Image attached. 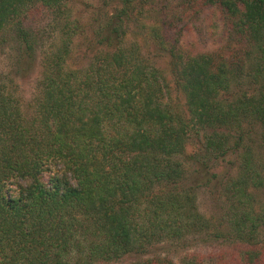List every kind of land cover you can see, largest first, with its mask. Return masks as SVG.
Instances as JSON below:
<instances>
[{
    "label": "trees",
    "instance_id": "1",
    "mask_svg": "<svg viewBox=\"0 0 264 264\" xmlns=\"http://www.w3.org/2000/svg\"><path fill=\"white\" fill-rule=\"evenodd\" d=\"M66 1L0 0V47L15 45L17 71L36 62L39 38L27 27L36 5L66 20L58 49L42 55L41 80L26 109L13 81L0 79V264H110L129 255L140 256L129 264H153L158 257L143 256L149 246L211 227L178 186L190 129L167 102L172 90L163 70L139 43L125 44L133 1L122 0L93 28L92 55L77 69L67 67L77 27ZM202 1L236 20L258 56L257 89L237 106L225 105L227 60L199 54L180 61L169 49L172 84L200 126L247 113L264 117V0ZM142 3L138 15L149 12L148 0ZM207 144L225 153L221 143ZM246 175L243 181L254 178ZM181 264L201 263L187 256Z\"/></svg>",
    "mask_w": 264,
    "mask_h": 264
},
{
    "label": "rangeland",
    "instance_id": "2",
    "mask_svg": "<svg viewBox=\"0 0 264 264\" xmlns=\"http://www.w3.org/2000/svg\"><path fill=\"white\" fill-rule=\"evenodd\" d=\"M132 1L134 14L138 15L143 0ZM148 3V14L134 15L129 22L125 44L139 43L145 58L163 70L171 86L167 102L182 113L190 129L181 158L185 175L178 186L193 196L198 212L210 220L211 227L186 234L180 240L154 243L143 255L144 260L158 257L153 264H181L185 257L192 256L201 264H264V117L247 113L223 125H198L189 112L185 94L172 84L167 64L169 49L179 55L180 61L199 54H211L218 61L226 59L232 71L230 88L222 92L220 100L225 105L237 106L235 101L257 89L253 85V67L258 56L252 52L247 38L238 32L236 20L217 5L202 0ZM65 5L71 27H77L67 67L84 68L92 55L88 39L93 28L116 13L122 0H68ZM61 22L39 5L32 10L27 27L38 36L39 46L36 62L28 70L17 71L12 42L0 47V79L9 84L13 81L23 109L28 107L41 80L43 53L56 51L60 46L59 25L66 20ZM151 28L159 33H150ZM5 35L8 37L10 32ZM208 139L221 143L225 153L213 149L207 144ZM249 170L254 178L243 181L245 176L249 177ZM240 188L252 194L251 198H242ZM235 221H239L238 227ZM138 257L129 255L110 264H129Z\"/></svg>",
    "mask_w": 264,
    "mask_h": 264
}]
</instances>
